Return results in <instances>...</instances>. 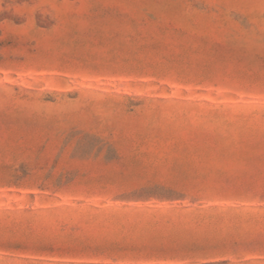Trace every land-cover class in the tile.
<instances>
[{
  "label": "rangeland",
  "instance_id": "1",
  "mask_svg": "<svg viewBox=\"0 0 264 264\" xmlns=\"http://www.w3.org/2000/svg\"><path fill=\"white\" fill-rule=\"evenodd\" d=\"M0 264H264V0H0Z\"/></svg>",
  "mask_w": 264,
  "mask_h": 264
}]
</instances>
